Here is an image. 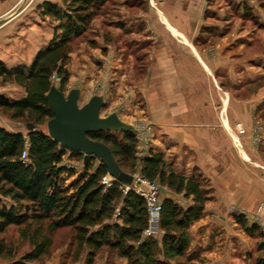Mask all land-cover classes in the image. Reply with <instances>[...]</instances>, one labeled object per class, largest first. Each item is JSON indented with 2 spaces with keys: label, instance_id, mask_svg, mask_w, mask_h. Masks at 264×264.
<instances>
[{
  "label": "crops",
  "instance_id": "0c3cea01",
  "mask_svg": "<svg viewBox=\"0 0 264 264\" xmlns=\"http://www.w3.org/2000/svg\"><path fill=\"white\" fill-rule=\"evenodd\" d=\"M18 1L0 0V67L5 69L28 67L53 38L55 23L26 7L20 11ZM43 2L61 6L60 0H39L37 5ZM107 5L91 23L88 46L70 53L67 91L78 90L84 104L100 96L106 106L101 111L116 113L124 122L150 121L151 153L161 155L174 171L199 180L207 200L188 229V264L248 260L254 242L244 234V219L238 223L236 217L264 207V170L259 168L264 167V127L257 129L260 118L254 114L262 89L246 100L234 96L243 82L253 85L258 79L238 80L235 72L243 69V43L252 46L242 33L243 19L255 27L264 25L263 10L253 0H112ZM74 77L79 81L72 86ZM0 83L19 93L13 96L0 87L9 101L26 96L14 82L0 77ZM5 118L0 117V126L6 131L24 136L31 131ZM70 154L66 150L61 166L75 173L62 174L65 185L85 164L83 155L77 159ZM164 199L184 208L192 204L166 187L160 196ZM0 206L16 204L2 197ZM107 255L98 252L94 264H114L115 257Z\"/></svg>",
  "mask_w": 264,
  "mask_h": 264
},
{
  "label": "trees",
  "instance_id": "16d2710c",
  "mask_svg": "<svg viewBox=\"0 0 264 264\" xmlns=\"http://www.w3.org/2000/svg\"><path fill=\"white\" fill-rule=\"evenodd\" d=\"M110 1L60 0V7L43 2L40 15L55 23L51 43L36 53L28 67H0L2 81L14 82L26 93L14 102L0 95V110L13 120L34 125L27 136L0 126V201L6 197L16 204L9 209L0 206V259L6 264H39L52 247L50 235L60 229L71 235L73 261L85 252V263L94 264L96 254L107 250L125 258L127 264L189 263L188 229L200 218L207 200L199 180L174 171L161 155L150 152L141 159L140 175L192 201L184 208L170 199L162 200L161 238L143 237L148 223L145 200L133 191L123 192L118 181L102 184L108 172L95 158H89L75 180L65 185L62 174L75 173L61 166L66 150L38 128L53 117L46 99L51 77H59L60 88L66 85L73 42L89 32L93 19ZM119 133L120 138L107 131L89 137L108 145L125 171L136 166V141L130 132ZM26 147L27 160L23 162L21 154ZM70 156L82 157L80 153ZM10 227L21 229V239L29 244L19 256L1 237ZM258 247L264 249V242ZM261 262L264 264V259Z\"/></svg>",
  "mask_w": 264,
  "mask_h": 264
},
{
  "label": "rangeland",
  "instance_id": "374dc122",
  "mask_svg": "<svg viewBox=\"0 0 264 264\" xmlns=\"http://www.w3.org/2000/svg\"><path fill=\"white\" fill-rule=\"evenodd\" d=\"M37 1L39 0H19L18 7L19 10L21 9V7H26V12L29 11H37L40 12L39 9V5H37ZM152 1V0H150ZM154 1V0H153ZM112 2V0H111ZM253 2L255 4L258 5V7L263 10L262 12H264V6L263 2L264 0H253ZM17 5L15 6L17 8ZM37 5V7H36ZM153 5V4H152ZM15 7L12 10H9L4 17L8 18L9 16H11V14H13L16 9ZM108 7V5H106L103 8V11ZM21 11V10H20ZM240 20V19H239ZM229 27L232 26V24L228 25ZM256 24L253 22H249L245 19H243V25H242V33L243 35H246V37L250 40L252 46H248L245 45L244 43L247 42L245 41L243 43V69L242 72H239L236 68L235 74L237 76V79L239 80V78L241 77L244 81L245 80H256V83L251 85V84H246V82L242 83L241 88H238L236 94L234 93V96H237L238 98H242V99H249L252 95H254L255 93H257L259 90L260 93H262V95L258 96L257 98L260 99V102L258 103L257 107L254 110V114L256 115V117L260 118V121L257 122L258 123V128L257 129H261L264 127V25L260 24L257 25V27H255ZM241 33V34H242ZM89 33H87L86 35H84L83 37L78 38L77 40H75L72 44V51L73 53L77 52L78 49H80V47L82 45H87V39L89 37L88 35ZM256 34V35H254ZM56 77L51 79V86H55L56 88L60 89L64 94H67L69 91H67V83L63 88L59 87V77H57L56 74H54ZM69 79V77H68ZM78 77H74L72 79V86L77 82ZM9 85V84H8ZM6 85H1L0 83V87L4 86V91L6 93H12L13 96H18L19 93L17 91H14L13 89H11L10 86ZM228 92H233L235 90H231V89H227ZM83 99H79L78 100V104L81 106L84 104ZM106 106H104L105 108ZM116 110V108H114ZM122 109L118 112L121 114ZM116 114V113H115ZM101 116H105L107 115L106 112H104L103 110L100 112ZM117 115V114H116ZM0 117L5 118L7 120H9V116L7 114H5L4 112H2V110H0ZM135 118V117H134ZM12 120V119H10ZM140 119L136 118V119H128V121L130 122H126L128 124H131L133 126V128H138V126H141V123H147L150 124L153 130V124L150 121H139ZM142 120V119H141ZM14 122L19 123L22 127L27 128L26 124L24 121H17V120H13ZM38 128H41L43 130H46V122H44L41 126H39ZM240 131H243L240 128ZM112 134H115L117 137L120 138V133L119 132H110ZM154 134V131H153ZM152 139H153V135H152ZM260 138L258 137L257 140H259ZM136 166L132 169H126L125 172L129 173L130 175H134V174H140L139 173V167H140V163H141V157H139L138 155L136 156ZM245 161H248V163L251 166H254L255 163H253L252 161L248 160V159H244ZM80 162V161H78ZM262 170H264V167H259ZM162 193V187L160 188V192H159V197L161 196ZM181 196V195H180ZM263 209L264 207L258 206L256 208V210L254 212H241V214L239 213V216L236 217V219H238V223L241 220V218L244 219V222L241 223V226L243 228L244 234L245 235H249V237L253 240L254 242V246L252 249V252H250V257L247 260V257L242 259V258H238L235 259V261L233 262L234 264H263L261 261L264 259V249H259L258 244L261 242H264V214H263ZM238 212V211H236ZM250 228L252 229L251 232L249 233L248 231H246L244 229V227ZM20 232L21 229L16 228V227H10L9 230L1 237H3V239L5 240V242L7 244H10L11 246L15 247L17 249L18 252V256L21 255L23 252H25L26 250L29 249V244L27 240H22L20 237ZM51 249L49 254H47L46 256H44L42 258V261L39 264H76L81 262L85 264V252H82L81 256L79 257L78 260L73 261V252H74V248L75 245L71 242V235L69 234V231L67 229H60L57 230L56 232H53L51 235ZM102 252L107 253L108 258H114L115 257V262L114 264H119L118 263V258L117 256H115V254H111L110 252H108L107 250H103ZM84 261V262H83ZM4 262L3 260L0 259V264Z\"/></svg>",
  "mask_w": 264,
  "mask_h": 264
},
{
  "label": "water",
  "instance_id": "95a60500",
  "mask_svg": "<svg viewBox=\"0 0 264 264\" xmlns=\"http://www.w3.org/2000/svg\"><path fill=\"white\" fill-rule=\"evenodd\" d=\"M46 99L53 113L46 121L47 135L58 142L60 148L83 155L85 162L89 158L97 159L115 181L129 185L132 175L122 170L108 145L90 138L89 134L100 131L133 133V126L120 120L115 113L101 116L104 102L100 96H93L80 106L78 90L71 89L64 94L51 86ZM26 126L29 130L34 129L30 123Z\"/></svg>",
  "mask_w": 264,
  "mask_h": 264
},
{
  "label": "built area",
  "instance_id": "2783aa9c",
  "mask_svg": "<svg viewBox=\"0 0 264 264\" xmlns=\"http://www.w3.org/2000/svg\"><path fill=\"white\" fill-rule=\"evenodd\" d=\"M54 77L56 76L53 75L51 79ZM134 129L135 131L132 134L136 141V156L138 155L141 159L146 158L151 152L152 127L150 124L141 123V126ZM21 160L23 162L27 160V147L22 151ZM113 181L115 180L109 174L103 176L101 179V183L106 186L111 185ZM160 188L161 186L157 183L147 180L140 174L132 175V181L129 185L122 184L123 192L133 191L145 200L148 210V223L143 232V237H158L162 234V230L159 227L161 207V200L159 197ZM118 214V210H116L115 216Z\"/></svg>",
  "mask_w": 264,
  "mask_h": 264
}]
</instances>
